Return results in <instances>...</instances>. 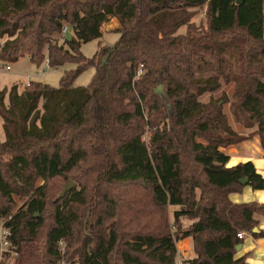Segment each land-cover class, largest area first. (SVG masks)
I'll list each match as a JSON object with an SVG mask.
<instances>
[{
    "label": "trees",
    "instance_id": "obj_1",
    "mask_svg": "<svg viewBox=\"0 0 264 264\" xmlns=\"http://www.w3.org/2000/svg\"><path fill=\"white\" fill-rule=\"evenodd\" d=\"M202 7L206 29L193 22ZM112 19L116 44L84 56ZM24 56L77 67L58 88H0V221L16 264H178L186 238L187 264H247L238 233L264 236V204L229 196L264 178L251 161L228 167L223 149L252 135L264 149V0H0V63ZM88 68L91 83L75 87ZM222 81L234 101L203 102ZM229 103L253 134L232 128ZM71 175L80 188L59 199Z\"/></svg>",
    "mask_w": 264,
    "mask_h": 264
},
{
    "label": "rangeland",
    "instance_id": "obj_2",
    "mask_svg": "<svg viewBox=\"0 0 264 264\" xmlns=\"http://www.w3.org/2000/svg\"><path fill=\"white\" fill-rule=\"evenodd\" d=\"M195 11H196V15L193 18V22H195L196 25L203 26L206 29L208 27L206 7L196 9ZM118 29L119 26L116 19H112L109 23L105 24L103 26V37L101 39L93 40L82 46L81 50L84 56H86L87 58H92L99 48L100 41L102 42V45H108L110 47H113L121 36V33L118 31ZM185 32H186L185 27L179 31V33H185ZM73 35H74V31L71 30L70 28L68 34L65 37L67 39H70L73 37ZM63 37L64 35L62 34L60 38L63 39ZM5 39L6 38L1 40L2 43L5 41ZM6 66H11V70H7ZM76 67L77 66L75 64H66L63 67L52 69V68H48L45 62L43 64L38 65L33 63L30 60L29 56H24L17 63H5V64L0 63V88L2 89L4 87H7V89L10 90V88L13 85H18L19 92H22L25 89L26 85L30 83V81L42 82L51 87L58 88L60 85V80L64 76L65 71L76 69ZM94 73H95L94 68H88L86 71H84L78 76V78L74 82V86L75 87L88 86L93 79ZM143 74H144V68L142 75ZM262 81H264V77ZM234 88H235L234 83L225 84L222 81V88L219 91L212 94L207 93L203 97H201V100L203 102H208L211 97H214V99H219L222 97V94L225 93L230 99V103H231L232 101H234L233 98ZM6 103H8V100L6 101ZM230 103L224 106V112L226 113L228 117V121L232 126V128L236 132L242 135L247 136L249 134H253L257 130V127H254L252 129H247L243 125L238 124L231 113ZM147 135L148 133L144 137L146 141H147ZM254 136H258V135H252L250 139H252ZM0 137L2 140H4L2 121L0 122ZM70 181L75 182L74 186L80 188L79 184L71 175L67 180L61 181L60 183L61 192ZM20 205L21 202L19 203L18 207H20ZM173 209L176 210L177 208L175 206L169 207L171 223L174 222ZM16 258L17 256L13 255L12 253H9L8 255H6L5 253L3 255V258L0 259V264H16Z\"/></svg>",
    "mask_w": 264,
    "mask_h": 264
},
{
    "label": "crops",
    "instance_id": "obj_3",
    "mask_svg": "<svg viewBox=\"0 0 264 264\" xmlns=\"http://www.w3.org/2000/svg\"><path fill=\"white\" fill-rule=\"evenodd\" d=\"M230 157L228 167L251 161L257 172L264 178V149L261 146L259 136L245 140L237 145L223 149ZM229 199L234 204L258 203L264 204V189L253 190L251 186H244L239 192L230 194ZM175 209H173V212ZM264 231V217L258 227V232ZM242 247L237 251L236 258L247 257V264H264V236L254 237L246 233L241 243ZM178 264L194 258L196 255L193 243L186 238L177 243Z\"/></svg>",
    "mask_w": 264,
    "mask_h": 264
},
{
    "label": "built area",
    "instance_id": "obj_4",
    "mask_svg": "<svg viewBox=\"0 0 264 264\" xmlns=\"http://www.w3.org/2000/svg\"><path fill=\"white\" fill-rule=\"evenodd\" d=\"M69 30H70V27L65 25L62 28V34L64 36H66L68 34ZM46 65L48 68H50L48 63ZM6 69L11 70V66H6ZM142 73H143V65L139 68V71L137 73V77H140L142 75ZM245 235H246L245 232H240V233H238V238L243 240ZM10 236H11V228L5 224V221L1 220L0 221V259L3 258V255L5 253H12L13 255L17 256L16 253H13L11 251L12 243L10 240ZM60 248H61V251L64 253V244L63 243H60ZM59 264H69V263H67L65 261V259H62L59 262ZM181 264H187V263L182 262Z\"/></svg>",
    "mask_w": 264,
    "mask_h": 264
},
{
    "label": "water",
    "instance_id": "obj_5",
    "mask_svg": "<svg viewBox=\"0 0 264 264\" xmlns=\"http://www.w3.org/2000/svg\"><path fill=\"white\" fill-rule=\"evenodd\" d=\"M243 1H244V0H237V4H239V5L243 4ZM156 92H157V93H159V92L163 93V86L160 85V86L158 87V89L156 90ZM163 94H164V93H163ZM241 183H242L243 185H246V184L248 183V179H246V178H245V179H242V180H241ZM73 187H74V182H73V181H70V182L64 187V189L62 190V192H61V194H60V196H59V199H63V198L67 195V193H68L69 191L72 190ZM257 231H258V228L254 229V232H257ZM241 247H242L241 244L238 245V246H237V251H239V250L241 249Z\"/></svg>",
    "mask_w": 264,
    "mask_h": 264
}]
</instances>
